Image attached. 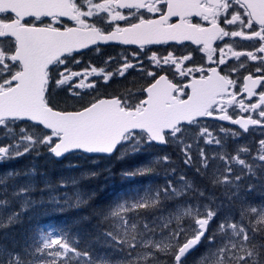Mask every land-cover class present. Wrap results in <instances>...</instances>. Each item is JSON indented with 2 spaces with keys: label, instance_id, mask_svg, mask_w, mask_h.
Segmentation results:
<instances>
[{
  "label": "snow or ice",
  "instance_id": "1",
  "mask_svg": "<svg viewBox=\"0 0 264 264\" xmlns=\"http://www.w3.org/2000/svg\"><path fill=\"white\" fill-rule=\"evenodd\" d=\"M159 146L195 178L147 183L98 210L104 250L41 227L0 244V264H264V198L252 199L264 192V0H0V165ZM161 165L177 177L169 155L122 175ZM77 184L53 185L35 165L0 171V230L35 192L65 189L49 196L58 210L86 206L94 194Z\"/></svg>",
  "mask_w": 264,
  "mask_h": 264
},
{
  "label": "trees",
  "instance_id": "2",
  "mask_svg": "<svg viewBox=\"0 0 264 264\" xmlns=\"http://www.w3.org/2000/svg\"><path fill=\"white\" fill-rule=\"evenodd\" d=\"M75 156L76 155L73 154L61 162H58L54 158H52L49 165L45 164L44 162H37L38 164L33 163L32 159L29 158V160L25 163L17 162L16 166L20 170H25L26 168H30L33 165H35L38 170V173L45 174L49 181L57 183L60 177L54 173L55 169L57 170L65 169L66 160ZM115 158L116 156L113 155L111 158H99V159L114 160ZM113 164H114V169L116 171V175H115L116 181L119 180V183L122 185H128V186L133 185V181L122 175V173L125 170H128L130 168L132 169L133 166H131L130 168H124V166L118 161L114 162ZM108 173L109 171L106 170L104 174L99 175V177L106 184L109 182V180H105L104 176ZM37 178L43 180V177H41L40 175H38ZM197 183L200 186L207 185V183H204L200 180H198ZM76 187H78L79 189L94 190V192L92 193L94 194L93 199L89 200L86 206H82L80 208L63 209L62 211L59 212H55V211L44 212V210H37L34 206L21 217L18 223L11 225L4 230H0V244H6L11 246L13 241H22L26 236L32 234L36 229L39 228L38 227L39 222L43 223L45 222V218L52 217L55 220L47 221L46 222L47 226L67 228L71 231L72 235L78 236L80 238L82 244L84 242H87L91 244V246L95 248L97 251L104 250L103 241L99 238V234L101 231L107 228V223L102 221V219L96 215V212L99 209H101V207L103 206L106 208L113 200L111 199L110 194L105 192L107 189H96L91 186H87L83 184L77 185ZM216 191L217 194H219L220 190L217 189ZM34 196L37 197L36 199L37 201H40L41 198H43L44 201L49 200L47 196L41 197L40 192L33 193L32 197ZM261 198H264V192L257 191L252 195V199L256 201H259ZM97 207L99 208L95 212H93V210H95ZM84 217H87V219L86 220L82 219ZM105 225L106 228L104 227ZM201 251L203 250L201 249Z\"/></svg>",
  "mask_w": 264,
  "mask_h": 264
},
{
  "label": "rangeland",
  "instance_id": "3",
  "mask_svg": "<svg viewBox=\"0 0 264 264\" xmlns=\"http://www.w3.org/2000/svg\"><path fill=\"white\" fill-rule=\"evenodd\" d=\"M258 136V134H257ZM76 155L75 157H72L68 160H66V165L65 169L63 170H57L55 169V174L58 175L61 178L68 179V178H75L78 181L77 185H87L91 186L96 189H107L105 192L109 193L111 196V199L114 201L118 195L123 194L125 192L131 191L132 189L147 184V183H152L154 185H163L168 178L176 179L178 178V175L183 173L189 178H195V173L192 169H188L184 166L182 162V158L178 152L177 149H175L172 146L169 147H156L151 149L149 152L138 154L134 157L130 158H125V159H119L115 158L114 160H105V159H99L93 157H88L83 154H74ZM162 155H169L172 159L173 166L177 170V177H172L171 174L167 173V169L164 166H158L156 168V174L148 177H136L134 179H130L133 181V185H122L119 183V180L116 181L115 175L116 171L114 169V162H120L124 168H130L131 166L136 167L138 165L143 164L145 161L152 159L154 157L162 156ZM29 158L32 159L33 163L37 162H44L45 164L49 165L51 161V157H49L46 153H42L40 156H25L22 157L18 160H13L8 162L7 164H2L0 165V171H7L10 169H16L20 170L17 166V162H27ZM38 164V163H37ZM26 168L25 170H27ZM131 169V168H130ZM106 170L109 171L108 174L104 176L105 180H109V182L106 184L100 177L99 175H102L106 172ZM129 170V169H128ZM96 172L97 174L95 176H90L87 175L89 172ZM126 171V170H125ZM59 179V180H60ZM199 179L197 178V181ZM204 183H207L206 180H200ZM37 183L40 187H43V180L37 178ZM53 185L56 183L52 182ZM81 191L85 193H93L94 190L90 189H80ZM65 189L62 188H53V190L49 192H45L43 196H47L49 198L50 195H56V196H62L63 192ZM68 193L71 194L73 189L68 188L67 189ZM34 200L37 199L36 196L32 197ZM93 199V196H92ZM37 201V200H36ZM18 203L14 202L12 207L18 209ZM35 208L37 210H44V212H49V211H55L59 212L62 211L63 209H68V207H64L62 210H58L57 206L53 203L48 201H44V203H39L37 201V204L35 205ZM99 207H97L93 212H95ZM105 207H101V209H104ZM100 210V209H99ZM94 214V213H93ZM55 219L52 217H47L45 218V222L43 223H38V227L41 228H48V227H55V226H47L46 222L47 221H54ZM35 225V224H34ZM108 226V225H107ZM106 228V225L104 226ZM58 228V227H57ZM199 252L195 254V256H199ZM195 256L192 258L193 260L195 259ZM190 264H192V261L190 260Z\"/></svg>",
  "mask_w": 264,
  "mask_h": 264
},
{
  "label": "flooded vegetation",
  "instance_id": "4",
  "mask_svg": "<svg viewBox=\"0 0 264 264\" xmlns=\"http://www.w3.org/2000/svg\"><path fill=\"white\" fill-rule=\"evenodd\" d=\"M155 47H159V46H155ZM132 48H135V46H133ZM123 51V46H121V47H110V48H107L106 49V53H105V55H112V56H118V54L120 53V52H122ZM86 59H92L94 62H96V63H100V61L99 60H97L96 59V57H95V55L94 54H92V53H88L87 54V56H86ZM251 63H254V62H251ZM115 87H118V85H114V88ZM224 123V125L227 127V126H230L229 124H227V123H225V122H223ZM234 127V126H233Z\"/></svg>",
  "mask_w": 264,
  "mask_h": 264
},
{
  "label": "bare ground",
  "instance_id": "5",
  "mask_svg": "<svg viewBox=\"0 0 264 264\" xmlns=\"http://www.w3.org/2000/svg\"><path fill=\"white\" fill-rule=\"evenodd\" d=\"M75 154H78V153H75ZM79 154H83V153H79ZM71 155H73V154H70V155H68L67 157L62 158L61 160H58V159H55V160L58 161V162H61V161H64L66 158H68V157L71 156ZM83 155L88 156V154H83ZM88 157H90V156H88Z\"/></svg>",
  "mask_w": 264,
  "mask_h": 264
},
{
  "label": "water",
  "instance_id": "6",
  "mask_svg": "<svg viewBox=\"0 0 264 264\" xmlns=\"http://www.w3.org/2000/svg\"><path fill=\"white\" fill-rule=\"evenodd\" d=\"M131 47H133V46H131ZM225 123H227L228 124V122H225ZM88 156H90V157H92L91 155H88ZM62 158H59L58 160H61Z\"/></svg>",
  "mask_w": 264,
  "mask_h": 264
}]
</instances>
